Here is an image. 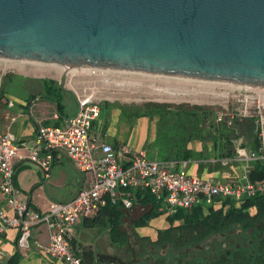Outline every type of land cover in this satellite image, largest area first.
<instances>
[{
  "label": "water",
  "instance_id": "obj_1",
  "mask_svg": "<svg viewBox=\"0 0 264 264\" xmlns=\"http://www.w3.org/2000/svg\"><path fill=\"white\" fill-rule=\"evenodd\" d=\"M0 59L264 88V0H0Z\"/></svg>",
  "mask_w": 264,
  "mask_h": 264
},
{
  "label": "built area",
  "instance_id": "obj_2",
  "mask_svg": "<svg viewBox=\"0 0 264 264\" xmlns=\"http://www.w3.org/2000/svg\"><path fill=\"white\" fill-rule=\"evenodd\" d=\"M7 69V66L0 68V91ZM81 73L80 77L94 79L86 81L92 85L90 89L76 92L78 111L62 125L41 124L38 127L37 144L28 148L30 161L43 168L47 176L52 172L56 150L64 151L78 170L91 175L89 184L72 200L52 201L47 210L39 211L21 196L15 181V161L22 157L23 146L14 140L9 126L2 130L0 125V193L6 196L8 204L15 211L14 215H10L0 209V232L7 227L18 228L17 244L20 250L28 252L35 247L66 264H86L74 246L79 220L97 216L110 204L121 203L124 208H132L135 198L128 189L134 192L149 191L158 201L164 202L168 213L194 205L218 204L227 199L241 202L264 193V180L252 181L250 177L255 163L264 160V88L205 81H196L195 88L206 89L214 94L220 91L222 96L240 102L242 109L239 113L255 118L260 140L257 148L237 139L235 154L230 158L154 159L145 148H137L129 143L114 145L103 139L94 127L101 116L104 102V98L99 96V85L112 84L120 90L128 80L138 81L142 76L91 69H82ZM195 90L191 91L196 93ZM236 116L234 109L216 111L218 123L233 125ZM11 119L15 120V117ZM193 162H221L224 165L236 162L243 165L244 169L234 179L218 180L212 176L189 173V166ZM40 225H45L49 231L48 243L32 237L33 229Z\"/></svg>",
  "mask_w": 264,
  "mask_h": 264
},
{
  "label": "crops",
  "instance_id": "obj_3",
  "mask_svg": "<svg viewBox=\"0 0 264 264\" xmlns=\"http://www.w3.org/2000/svg\"><path fill=\"white\" fill-rule=\"evenodd\" d=\"M44 80L55 81V78H44V76L37 75L24 79L4 78L0 91L1 129L5 130L9 126L14 140L23 146L22 157L15 161L16 185L21 196L39 211L47 210L52 201L68 202L72 200L82 188L89 184L91 179V175L78 170L62 150L55 151V161L49 176L46 175L43 168L28 158V148L37 144L38 127L41 124L62 125L79 109L78 94L70 87L67 86L66 90L70 93L73 92L76 107L67 110L68 106L65 103L68 94L57 93L50 87L51 83L44 86L42 84ZM70 82L71 84L79 83L78 80L74 82L72 79ZM232 109L237 112L236 118H241V120L242 118H252L242 112L239 113L242 109L240 102H233ZM12 117H15V120H12ZM133 118L139 119L128 105L121 103L117 106V104L107 103L102 106L101 116L96 120L94 127L103 139L114 145L129 143L137 148H142L138 147V142L133 136V125H131ZM214 121L218 123L215 116ZM213 129V127H206L203 131L206 135L205 138L200 137L194 146L186 148L194 154L211 151L213 138L210 135L211 132L215 134ZM243 134L239 140H243L245 144L251 146L253 140L248 138L249 132H243ZM234 142L236 143L237 140ZM26 146L28 147L26 148ZM213 167L193 162L188 171L197 176H212L218 180H230L240 176L244 169L243 165L227 167L224 171ZM0 209L10 215L15 214L3 193H0ZM125 209L132 208L120 206L104 208L95 217H83L79 220L74 236V246L86 264H131L124 259L121 237L115 235L112 238L111 236L112 222L118 220L120 228L130 234L126 223L123 222ZM132 228L133 232L138 231L140 234L149 235V232H145V227L138 226V221ZM18 236L19 229L16 227H7L0 232V264H66L49 257L35 247L28 252L20 250L17 244ZM32 237L42 243H48L49 231L45 225L36 226L32 231Z\"/></svg>",
  "mask_w": 264,
  "mask_h": 264
},
{
  "label": "trees",
  "instance_id": "obj_4",
  "mask_svg": "<svg viewBox=\"0 0 264 264\" xmlns=\"http://www.w3.org/2000/svg\"><path fill=\"white\" fill-rule=\"evenodd\" d=\"M47 83H51L53 89L64 95L68 93L66 89H63L59 83L50 80L42 81L44 86ZM167 103L146 102L144 107L152 113H158L162 115L167 112ZM178 111H183L187 114L184 116L187 121H193L199 124L195 129L190 125H185V129H188L191 137L200 136L205 138L204 130L207 127H213L210 137L213 138V148L207 153H201L194 155L190 150H186L182 158L176 159H209V158H230L235 154L236 144L234 140L239 139L244 134L243 132H249L248 138H251V147L257 148L260 144L256 129L255 118H236L233 125L227 124V122H214V111L212 107L193 106L191 108L178 107ZM138 115V111H133ZM189 123V122H187ZM195 124L193 125V127ZM200 126V127H199ZM194 131V132H193ZM213 133V134H212ZM188 134V135H189ZM189 139V137L187 136ZM188 142V141H187ZM200 165L214 166L213 168L224 171L227 167L239 166L238 163H231L230 166L224 165L221 162L216 164L199 162ZM232 165V166H231ZM252 181L264 180V160L257 161L255 168L251 172ZM128 192L132 193L135 198V205L149 206V209L141 217V223L147 222L150 218L160 214H168L170 221V227L161 230L159 232L158 243L171 242L179 248L192 246L209 234L214 232H227L232 228H236L238 224L243 225L246 238L253 237L250 235V228L254 229L257 233L255 242L252 246L242 245L236 249L230 255L224 257H218L215 260L206 262L203 264H264V193L257 194L251 198H246L241 202H235L231 199L224 200L212 205H194L190 208H179L175 213L169 214L164 210V202L158 201L154 195L149 191L138 190L134 192L132 189H128ZM134 192V194H133ZM123 207L121 203L117 205H108L106 208L111 207ZM138 222V226L141 225ZM120 221L112 222V235H119L122 239V244L128 243V233L120 228ZM256 236V235H255ZM142 240L150 241L149 236H143ZM157 264H167L161 259L157 260Z\"/></svg>",
  "mask_w": 264,
  "mask_h": 264
},
{
  "label": "rangeland",
  "instance_id": "obj_5",
  "mask_svg": "<svg viewBox=\"0 0 264 264\" xmlns=\"http://www.w3.org/2000/svg\"><path fill=\"white\" fill-rule=\"evenodd\" d=\"M23 62L5 59L0 60V68H5L6 66L8 67L4 78L11 77L24 79L29 78V76L37 75L44 76V78H55V82L60 84L64 71L62 66L59 68L60 66L56 65ZM81 70V68H77L74 70L75 73H72V75L70 74V76L67 77L66 85L75 92L90 89L92 85L88 84L86 81H92L94 79L86 77L83 78V76L80 77L82 74ZM138 76H142V79H138V82L128 80L125 85L120 88V90L116 89V86L110 84L99 85L98 92L99 96L104 98V102L102 103L103 105L112 103L119 106V104L122 103L128 105L132 111H138V115H136L139 119H131V125H133V136L135 141L138 142V147L145 148L151 158H182L187 149L186 147L194 146V144L200 139V136L191 137V135L195 134L190 135L188 132V129H191V127L195 129L199 124V121L196 120L197 123L187 121L183 118L184 116H187V114L183 111H178V107L183 106L185 109L196 105L202 107H212L215 109V117L216 111L218 110L232 109V98L222 96L220 91H217L214 94L212 92H207L206 89L195 90L197 82L194 80L148 75ZM70 79L74 82L76 80L80 82L83 80L84 83L81 84L79 82L78 84H71ZM129 82H133L134 84ZM179 87H181V91H179ZM175 88H177L176 90L178 92L176 91L175 95L171 94L170 96L168 91H171L172 89V91H174ZM166 89L168 91H166ZM188 90H190V93ZM191 90H195L196 93H193ZM67 94L68 98L65 104L68 106L67 110H71V107H76L75 96L73 92H68ZM125 98H130L132 100L126 101L124 100ZM178 98L181 99L179 100ZM146 102L167 103L169 106L167 108V112L160 115L158 113H152L150 110L146 109L144 107ZM187 124L190 126L188 129H185V125ZM194 124L195 126L193 127ZM163 208L165 211L167 210L165 206ZM148 209L149 206H141L140 204H137L133 206L132 209L124 210L123 222L124 224L126 223V226L128 227L127 229L130 231L131 235L133 234L132 227L135 222L138 221L141 223V217ZM166 220V213H164L150 218L147 222L143 224L141 223L140 226L145 227V232H149V235H154L157 230L168 225Z\"/></svg>",
  "mask_w": 264,
  "mask_h": 264
},
{
  "label": "flooded vegetation",
  "instance_id": "obj_6",
  "mask_svg": "<svg viewBox=\"0 0 264 264\" xmlns=\"http://www.w3.org/2000/svg\"><path fill=\"white\" fill-rule=\"evenodd\" d=\"M168 216L167 214L168 225L157 230L154 235H143L138 231H134L132 235L128 233V243L122 244L124 259L131 264H157L158 259L167 264H203L230 255L242 245L252 246L257 237L255 230L250 228L249 232L253 237H248L245 242V229L243 225L238 224L227 232L211 233L189 247L179 248L171 242L158 243L159 232L171 225ZM111 236L113 238V235ZM143 236H149L151 240L144 241Z\"/></svg>",
  "mask_w": 264,
  "mask_h": 264
},
{
  "label": "bare ground",
  "instance_id": "obj_7",
  "mask_svg": "<svg viewBox=\"0 0 264 264\" xmlns=\"http://www.w3.org/2000/svg\"><path fill=\"white\" fill-rule=\"evenodd\" d=\"M5 60H7V59H5ZM13 61H16V60H13ZM18 62H23V61H18ZM23 63H24V62H23ZM21 67H22V66H21ZM62 67H63V66H62ZM57 68H58V67H57ZM59 68H61V66H60ZM75 69H77V68H75ZM75 69H74V70H75ZM24 70H25V69H24ZM49 72H50V71H49ZM133 82H134V81H133ZM137 82H138V81H137ZM144 82H145V81H144ZM133 84H134V83H133ZM138 84H139V83H138ZM155 88H156V87H155ZM157 88H158V87H157ZM162 88H163V87H162ZM170 88H171V87H170ZM180 88H181V87H179V91H181ZM167 89H169V88H167ZM167 89H166V91H168ZM175 89H177V88H175ZM159 90H160V89H159ZM159 90H158V91H159ZM164 90H165V88H164ZM172 90H173V89H172ZM182 90H184V89H182ZM174 91H175V90H174ZM164 92H165V91H164ZM168 92H169L170 96H171V94H172V95H175V94H176V92H175V94H174L173 91H168ZM177 92H178V91H177ZM182 92H183V91H182ZM165 93H166V92H165ZM185 93H186V92H185ZM167 97H168V96H167ZM174 97H175V96H174ZM174 97H173V98H174ZM176 97H177V96H176ZM178 97H179V96H178ZM180 97H181V96H180ZM169 98H170V97H169ZM181 98H182V97H181ZM181 98H178V99L180 100ZM161 99H162V98H161ZM178 99H177V100H178ZM171 100H172V99H171ZM173 100H174V99H173Z\"/></svg>",
  "mask_w": 264,
  "mask_h": 264
}]
</instances>
